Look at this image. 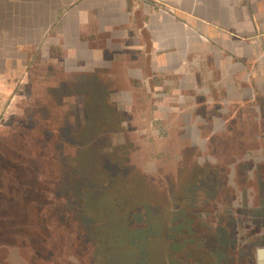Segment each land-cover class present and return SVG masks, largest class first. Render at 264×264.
Returning <instances> with one entry per match:
<instances>
[{
	"label": "rangeland",
	"instance_id": "rangeland-1",
	"mask_svg": "<svg viewBox=\"0 0 264 264\" xmlns=\"http://www.w3.org/2000/svg\"><path fill=\"white\" fill-rule=\"evenodd\" d=\"M0 9V264H264L263 124L174 128L140 94L128 111L107 66L22 47L40 11Z\"/></svg>",
	"mask_w": 264,
	"mask_h": 264
},
{
	"label": "crops",
	"instance_id": "crops-1",
	"mask_svg": "<svg viewBox=\"0 0 264 264\" xmlns=\"http://www.w3.org/2000/svg\"><path fill=\"white\" fill-rule=\"evenodd\" d=\"M22 1L40 11L30 12L35 44L22 47L65 49L73 71L107 66L111 77L119 57L127 62L121 77L146 82L169 113L181 107L168 100L181 97L192 114L231 109L234 127L264 126V0ZM0 11L4 24L10 12Z\"/></svg>",
	"mask_w": 264,
	"mask_h": 264
},
{
	"label": "flooded vegetation",
	"instance_id": "flooded-vegetation-1",
	"mask_svg": "<svg viewBox=\"0 0 264 264\" xmlns=\"http://www.w3.org/2000/svg\"><path fill=\"white\" fill-rule=\"evenodd\" d=\"M121 80V84L123 88L120 89H115V85L117 83V81L119 80V76L117 77H111L110 74H107L106 79H107V96L108 98H110V102L112 103H116V101H114L112 99L113 98H119L121 104L123 106H126L128 103H130V109H128V111H131L135 105V100L136 98L139 96H146L150 98V108L149 110H153L155 111L156 115H155V120H163L165 123H171L170 121L173 122H178L180 123L179 125H174V128H183V129H187V128H204L205 126L203 124L205 123H210L213 122V127L217 128L219 127L218 122H223L220 119V116H226L227 118H229L226 122H224L225 124H227L226 128H231V129H238L237 127H234L235 124L232 122L231 120V116L232 114L230 113L231 109L229 112L228 111H223V112H205V113H201L199 115L196 114H192L188 108H185L184 103L182 102V98L181 97H175V98H171L170 100H168L167 103L173 104V105H178L181 108L179 110L182 109V112L177 110L175 112L169 113L166 108L162 105L163 101H166V99L164 98H160L159 97V92L157 91H152L150 90L149 86L147 85L146 82H141V81H126L124 80L122 77H120ZM125 82V83H124ZM139 96V97H140ZM166 104V103H165ZM187 109L188 111L184 112V110ZM225 110V109H224ZM186 117H188L190 119V117H194L192 120H186ZM199 117V118H198ZM246 121V120H245ZM259 121V120H258ZM244 122V121H243ZM241 122V123H243ZM250 122V121H247ZM232 123V124H230ZM173 124V123H171ZM262 124V123H261ZM243 125V124H242ZM158 124L155 123L152 125L153 128H157ZM186 126V127H185ZM244 126V125H243ZM247 126H251L250 124H248ZM245 126L244 128H252L251 127H247ZM169 127H171V125H169ZM158 129V128H157Z\"/></svg>",
	"mask_w": 264,
	"mask_h": 264
}]
</instances>
